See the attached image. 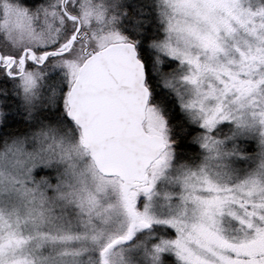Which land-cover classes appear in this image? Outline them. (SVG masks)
I'll list each match as a JSON object with an SVG mask.
<instances>
[{
    "label": "snow or ice",
    "instance_id": "6c2138e0",
    "mask_svg": "<svg viewBox=\"0 0 264 264\" xmlns=\"http://www.w3.org/2000/svg\"><path fill=\"white\" fill-rule=\"evenodd\" d=\"M0 264H264V0H0Z\"/></svg>",
    "mask_w": 264,
    "mask_h": 264
}]
</instances>
